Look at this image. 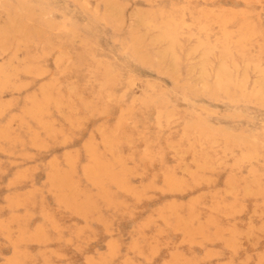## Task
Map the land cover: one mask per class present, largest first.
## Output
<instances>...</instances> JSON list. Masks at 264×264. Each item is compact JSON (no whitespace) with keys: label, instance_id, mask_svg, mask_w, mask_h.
<instances>
[{"label":"rangeland","instance_id":"1","mask_svg":"<svg viewBox=\"0 0 264 264\" xmlns=\"http://www.w3.org/2000/svg\"><path fill=\"white\" fill-rule=\"evenodd\" d=\"M0 264H264V0H0Z\"/></svg>","mask_w":264,"mask_h":264}]
</instances>
